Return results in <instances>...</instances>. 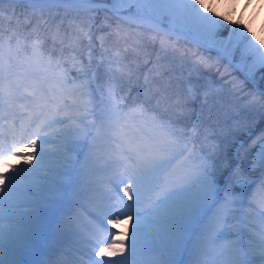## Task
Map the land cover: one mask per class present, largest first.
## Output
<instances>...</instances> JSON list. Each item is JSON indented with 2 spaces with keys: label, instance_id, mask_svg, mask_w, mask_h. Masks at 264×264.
Segmentation results:
<instances>
[{
  "label": "snow or ice",
  "instance_id": "6c2138e0",
  "mask_svg": "<svg viewBox=\"0 0 264 264\" xmlns=\"http://www.w3.org/2000/svg\"><path fill=\"white\" fill-rule=\"evenodd\" d=\"M4 2L5 0H0V5ZM8 2L16 3L18 0H8ZM28 2L34 9L30 15L17 16L14 10L10 13L6 39L3 31L0 30V103L6 102L10 94L14 61L21 49L30 47L33 56L43 55L44 40L40 36L42 30L50 33L48 39H51L53 48L59 41L60 45L67 42L68 47L75 50L77 45L83 44V38L89 41L90 48L92 46V23L87 20L72 22L65 28L61 21L53 28L44 18L42 6L62 3L90 11L94 9L89 6L96 4L97 0H28ZM119 2L126 3L128 0H119ZM136 3L137 16L141 20L152 22L165 16L169 19V31L158 33L161 36L162 53H166L168 48L165 37L179 31L192 36L198 44L206 48L222 49L228 54L239 48L247 76L253 80L258 72H264V40L257 41L255 33L239 21L235 22L240 24L239 28L233 26L228 29L227 44L218 39L220 30L225 25L207 14L212 13L213 9L206 6L204 0H136ZM36 8L41 9L39 16L36 15ZM3 13L4 9L0 7V15ZM214 15L220 16V13L215 12ZM222 19L233 23L227 14L223 15ZM98 39L101 41L100 48L104 50L105 37L100 36ZM29 40L32 41L31 44L28 43ZM124 53L123 57L117 54L107 65L104 83L109 89L108 103L99 117V125L92 126L95 132L88 126L66 129L68 136H75L78 140L88 142V152L84 157L85 165L97 155V150L102 149L106 153L104 177L90 178L86 181L84 191L74 193L77 197L86 195L89 198L96 209L94 219L105 232L109 233L103 240L97 239L92 243L88 264H124V261L134 255L139 247L145 245L150 246L155 252L151 264H185L179 257L188 251L189 244L192 245V249L187 264H264V231H261L258 239L245 249L238 243L228 241L216 227L220 215L217 205L220 204L221 194L224 193V206L234 205L237 196L231 191L229 182L241 185L248 183L242 178L243 173L239 169H234L225 179L222 168L216 162L217 146L204 155L195 153L189 147L188 139L201 127L202 113L201 117H197L192 123L188 132L178 131L173 126L191 117L192 104L199 96L204 97L202 104L207 103L208 98L216 91L213 82L200 83L197 68L189 73L185 81V90L177 98V119L171 124L161 125V134L140 135L126 131L125 129L131 126L122 124L125 115L119 101H122L123 97H119V101L113 104L118 96L115 90L118 88L116 74L120 70L122 61L128 59V50L125 49ZM51 55H55V52ZM88 57L89 66L87 68L81 66L77 74V79H81L82 88H91L92 81L89 77L94 78L91 51L88 52ZM104 60V51H102L100 62L95 66L97 68L102 66ZM198 63H204L203 59ZM123 66L128 68L127 64ZM122 76L123 73L121 78ZM96 83L100 87L101 95L105 96L104 85L100 84L99 80H96ZM233 88L236 92H243L242 87L238 85H233ZM79 96H89L94 99L95 89L79 91ZM64 98L63 92L55 95L51 90H47L36 100L37 107L41 108L40 115H45V109L48 112L46 122L40 126L36 139H31L29 143L20 147L13 146L7 152L3 151V140L0 139V168L5 169L0 171V185H2L0 187V264H17L15 256L25 241L24 231L18 223H14L16 218L11 212L7 215L9 225L5 230L2 223L6 218L4 209L18 207L20 200L27 197L30 191L32 196L43 200L44 193L48 190H56L57 185L55 173L45 176L44 184L37 185L29 181L28 177L37 171L36 167L21 169L17 164L10 163V157L22 158L27 165H33L34 160L37 165H43L45 153L43 149H40L39 154L37 153V139L41 143H47L48 138L44 129L74 120L75 117L68 114L69 110H79L82 106L75 102L62 103ZM88 103H91V100L83 105L85 109ZM50 105H54L55 109L53 110ZM242 107L246 111L264 112V92L244 94ZM180 143L183 147L176 151ZM257 155L260 165L264 167V137L261 138L260 151ZM253 166L255 167V162ZM223 167H228L226 160L223 162ZM121 192L127 199L120 196ZM257 197L260 198L259 203L264 205V179L259 181L253 193V199ZM111 201L117 203L112 204ZM213 209L217 211L213 213ZM209 213L212 215L210 216ZM130 221L133 222V226L129 236L127 230L120 232L119 227ZM108 225L111 228H108ZM113 229L116 231L113 232ZM125 240L128 241L127 244ZM221 240L224 242L221 243ZM125 252L128 253L127 256L123 255ZM117 256L121 258L104 259ZM206 256H213V259L208 260L204 258ZM97 257L99 259H96Z\"/></svg>",
  "mask_w": 264,
  "mask_h": 264
},
{
  "label": "rangeland",
  "instance_id": "374dc122",
  "mask_svg": "<svg viewBox=\"0 0 264 264\" xmlns=\"http://www.w3.org/2000/svg\"><path fill=\"white\" fill-rule=\"evenodd\" d=\"M19 2V0H18ZM101 2V0H97V3ZM22 3H25L30 9L34 10L32 5L27 1H23ZM103 3V2H101ZM204 3L206 6H210L213 9L212 13H207L208 15H212L214 19L220 20L221 24L225 25L224 28L220 30V34L218 38L226 37L229 35L228 29L232 28L233 26L239 28L240 24L247 25L248 28L252 30V32L256 35V40H264V22H259L256 18H252L249 16L245 8L239 9L236 0H204ZM8 0H5L3 5H0V7H4V12L8 13L6 7L9 6ZM43 7V16L45 19L48 20L49 25L54 26L57 24H60L61 21H63V26L67 28L70 23L76 22L79 23L81 21L87 20L89 23L93 24V31H92V46L85 47L84 41L85 38H83V44L77 45L75 47V50L68 47V44L56 45L54 49L60 50V48H63V53H71L74 57L78 60V69L81 68V66L87 68L88 65L85 61L89 59L88 52H92V60H94V67L92 68V73L94 74L93 77H89V79L92 81L91 88H82L81 87V79H77V74L73 76V83L80 87L81 91H91L92 89H95V93L97 94V105L94 108L90 105H87V109L83 107V105L88 101L87 98H83L81 101L80 109L82 110H76L72 109L69 110L68 114L73 115L75 117L72 121H66L64 125H62L59 129H61L63 137V143L66 145L65 151L68 148V144L70 143V136L67 135L66 129L69 127H80L84 128L85 126H88L92 129L93 132H95V128L92 127L93 125H99V117L102 114V111L105 110V105L108 103L107 100V93L109 91L108 85L104 83L106 80V68L110 60L113 58L110 56V54L117 53V51L113 50L114 45L122 44L123 48L125 47L128 51H131V53L134 55V57L127 59V61H122L120 65V70L117 71V78L121 77V73H124L123 65L128 64V68L126 70V73H130L129 78L134 76L135 78H139L141 76V67L139 64V61L143 58L146 60V62L152 60L155 62V67L152 68L147 73L146 83L149 85L150 79L152 77V74L154 76L152 78L156 79L158 81V86H162V81H160L161 76H164V73L167 69L173 71V73L177 76L175 80V85L170 89H176L170 90L169 96L172 97L174 100H170L171 103H173L177 98L180 96L181 92L185 90V81L189 75L190 72L195 71L197 68L200 71V66H208L211 69H214L215 77L212 76L208 78L205 76V80L213 82L215 86V93L210 96L207 100V103L202 104L204 97L200 103V109L198 110V115L202 118L204 117V114L206 113L207 117H210V115L214 112V108L218 106H225L226 101L225 99L229 100V103L237 107L239 104H244V94L246 93H253L258 94L264 92V72H258L255 76V79L252 81L257 85L262 84V88L258 87V89L261 92H257L254 86L251 89L246 83L252 85V82H248L246 78H249L246 73V68L244 61L242 59V52L237 48V50L232 51L231 54L226 53V56L229 58L230 62L236 64L239 68V72L241 73V76L237 73L233 72L231 69L228 68V66L223 63V59L218 51L214 49H206L202 47V45L198 44L195 39H193L192 36L183 34L179 31L173 32L172 34H176V37H172L173 40L169 39L168 37H165V39L168 41V48L166 53L161 52L160 47V39L161 36L158 35V33H164L165 30L169 31V19L165 16L160 18L158 21H156L158 24H161L163 28H159L156 25H153L149 22L144 24L143 26L137 25L132 19L126 17L123 14H129L137 16V9L138 5L136 3V0H128L126 3H120L119 0H111L110 8L107 11H104L102 13V8L98 10H90L86 11L83 8H79L72 5H65L62 3H50L47 5L42 6ZM104 7V6H103ZM19 6L12 5L11 10L15 11L18 10ZM93 9V8H91ZM95 9H97L95 7ZM35 11H40L41 9L36 8ZM28 12V13H27ZM219 12L220 16H215L214 13ZM11 13V12H10ZM9 13V14H10ZM27 14L30 13V11H26ZM121 14L120 15H117ZM9 14H7V22L9 19ZM100 15L104 16L103 19L99 22L96 21V16ZM115 14L117 16H115ZM229 15L231 21L233 23H229L228 21H225L222 19L223 15ZM47 17V18H46ZM236 21H239L240 24H235ZM99 22V24H98ZM99 29V32L97 31ZM9 32V31H8ZM24 35H27L24 33ZM42 40L44 42L48 41V35H40ZM104 36V50L100 48L101 41H98V37ZM180 36V37H177ZM108 38H112L108 40ZM34 39V35H33ZM155 40L158 41L157 47H155ZM191 40V41H190ZM194 41V42H193ZM31 40H29V44H31ZM119 43V44H118ZM48 44V43H44ZM43 44V47H45ZM84 46V48H83ZM53 47V45H52ZM202 48V49H201ZM106 50V51H105ZM135 50V51H134ZM104 51V64L100 66L98 69L95 66L96 64H99L101 59V52ZM124 51V49H123ZM69 53V54H70ZM26 57L28 58L25 63L17 68L14 66L13 68V76L11 78V89L10 94L7 96L6 102L0 103L1 109L5 110L8 115L11 114V107L8 106L9 103L14 102L17 100L14 104L18 102L20 106H22L24 103H32L34 101L33 106L37 107L36 100L40 97V94L42 93L41 87L44 81V78L48 76L51 71L54 63L51 61V59H47L45 67L43 68V73L39 75H26V70L29 69V72L31 68L36 67L39 62L42 60V56H33L31 52V48L29 47L28 50L25 53ZM142 57V58H141ZM96 58V60L94 59ZM203 59L204 63H198L199 60ZM225 60V59H224ZM109 61V62H108ZM224 62H227L225 60ZM227 64H231L228 63ZM93 66V65H92ZM70 67V66H69ZM115 67V66H114ZM66 68V67H65ZM67 69V68H66ZM130 69V71H129ZM186 69V71H185ZM64 69L60 68L55 73V79L50 78L46 82V89L44 90H51L52 94L59 95L61 92H65L59 84H56L57 82H62L64 79ZM124 73V74H126ZM124 76V75H123ZM122 76V77H123ZM181 79V82H180ZM251 79V78H250ZM96 80L100 81V84L104 85L105 89V96L101 95L100 87L96 83ZM128 80V75L126 78H124V81ZM57 81V82H56ZM131 84L135 87H138L139 84L136 82H131ZM233 85H238L242 87L243 92H236L233 88ZM184 88V89H183ZM150 91V95L145 97L146 100L151 98L155 95L156 90L153 91L152 89H148ZM172 92L175 94H172ZM169 93L167 91L164 96ZM67 98L65 103L72 104V100L74 99L75 95L72 91L67 92ZM65 95V96H66ZM64 96V97H65ZM84 97V96H82ZM95 100V98H94ZM153 100V99H152ZM103 101V102H102ZM64 103V101H62ZM116 101H113V104H115ZM32 106V107H33ZM216 106V107H215ZM50 107L54 110L55 106L50 105ZM128 108L123 109V114L125 115V120L122 121V124L130 125L131 127L128 128L126 131H132L136 132L140 135H159L161 134V125L169 124L162 120H150L147 117H141L139 115L138 109H136V105L134 104L133 108L128 106ZM169 108V106H168ZM240 109V108H239ZM35 112H33L31 115H29L26 119L28 124L31 126H36L38 124V129H40V126L45 123L46 117H47V109L44 110L45 115H40L41 108L38 107L34 109ZM86 111L88 113H86ZM254 111V110H253ZM165 114V112H162ZM39 117V118H38ZM254 117L259 120L260 122H264V112H255ZM169 119V118H168ZM203 120V119H202ZM202 120H201V127L197 130L198 134V140L197 143L194 145V150L199 155H204L206 152H209L214 146H217V151L223 157L221 158L218 165L222 168L223 177L227 174V170L230 169L231 165L233 164V142L234 136H227L226 139H222L219 135V137L210 135L208 136L206 133L204 134L202 130ZM178 131L182 132H188L189 129L187 128V123L182 124H175L173 125ZM37 128V127H36ZM133 128L135 129L133 131ZM257 130H262L263 126H257ZM252 132L248 133V135H251ZM247 135V136H248ZM263 135V134H262ZM207 136V139H206ZM230 138V139H229ZM231 138L233 140H231ZM183 139V138H181ZM90 140V138H89ZM224 140V141H223ZM245 138L240 140V144H245ZM261 143V142H260ZM260 143L257 144L256 147H251L248 150L249 160L251 162V166L254 168L253 164L255 162V167H261L259 163V157L258 153L260 151ZM188 145L190 148H192V141H190V138L188 139ZM46 147V146H45ZM183 147V144L180 143L176 147V151H179L180 148ZM236 150V149H235ZM68 151V150H67ZM88 152V142H83L81 146L77 147L72 153L70 158H66L64 160H61V157L59 160L57 159H49V156L44 159L43 165H37L36 161H33V165H27L22 161H20L22 158L17 160L16 163L19 168L21 169H27L31 168L33 166L36 167L37 171L34 173V179L36 181H39L41 177L43 176H49L52 172L56 173L57 175H61L62 177L69 178V181L74 183V186L76 185V182L78 179L73 178V176L69 173L72 168H77L79 170H84L85 174L82 176V181L86 183L87 180L90 178L88 175H86L88 170L87 165L84 164V157ZM237 152H235V156ZM106 156V153L103 155L97 154L95 156V160L92 159L94 162H96L95 167L93 170L98 171L102 163L105 161L103 158ZM232 156V157H231ZM15 158V157H12ZM74 159V163L70 164L68 163V159ZM38 159V158H37ZM240 160V158H238ZM227 161L228 167H223V162ZM248 162V161H247ZM106 166V165H105ZM102 167V166H101ZM1 169V168H0ZM249 169V168H248ZM51 170V172H49ZM75 170V169H74ZM250 170V169H249ZM89 171V170H88ZM95 171V172H96ZM101 172V170H99ZM74 173V171L72 170ZM90 172V171H89ZM91 173V172H90ZM94 173V172H93ZM30 179V178H28ZM68 180V179H67ZM81 181V189L84 191V184ZM248 183L239 185L241 186V191L234 193L237 196V202L234 205L231 206H224L223 196L224 193L221 194V201L220 204L217 205V208L220 209V215L218 218V222L216 224V227L220 230L223 237H225L228 241L238 243L240 247L248 249V246L250 243L254 242V240L258 239L259 233L261 231H264V205H261L259 203V197L256 199H253V193L256 190V187L260 181V179L255 180H247ZM61 181L57 179V185L56 190H48L44 193L43 200L38 199L37 206L40 207L42 204L46 203L45 200H52L54 202H58L56 200H60V203L62 201H67L70 198H72V206H75L73 202H76V204L82 205L84 211L76 206V211L71 213L70 217L67 219V222L69 224H74L75 229L74 232L70 233L69 236L64 234V238L62 239V243L66 246L63 251V255L60 256L59 262L60 264H74L76 262H81V259H83V262L88 264L89 255L92 253V243L99 239L103 240L105 236H107L109 233L105 232L99 223L93 218H91L88 214H92L95 216L96 209L95 205L93 203L86 204V198L87 196L82 197H71L73 196V189L69 187V184H61ZM21 183H25V181H21ZM74 188V187H73ZM72 192V193H71ZM29 196V195H28ZM126 199V198H125ZM29 200L28 197H24L20 200L19 203H23L25 201ZM83 203H81V201ZM38 207H35V209H31V211H35V213L32 212V214H28V211H23L24 209H20L22 213L21 219L17 220V223L22 227L24 231L25 241L23 246L20 249H26V253H28L31 260L28 261V263L36 262L41 263V255H43V245L45 241L49 238V235H47L48 230H52L55 228V226H50L47 224L49 222L55 223L56 218H58L57 211H50L47 213L42 212ZM53 207H55L53 205ZM58 209V207H56ZM64 211H69L68 206L62 207ZM89 213H87V212ZM217 209H213L212 212H216ZM211 216L212 213H209ZM93 216V217H94ZM16 223V222H14ZM133 222L130 221L126 225H121L119 227L120 232H125L127 230L129 236L131 235ZM108 227V226H107ZM40 228L38 237H29V232L31 229ZM109 228V227H108ZM221 228H225L221 230ZM115 232L116 230H112ZM50 234V233H49ZM68 237L67 241H65V238ZM221 243L224 241L221 240ZM128 241L125 240V244H127ZM5 244H7V241H5ZM191 249L192 245H188V251H185L182 255V257H179L184 260L185 264L189 261L191 258ZM124 256H127L128 253L125 252L123 254ZM85 256V257H84ZM155 257V252L152 250V248L148 245L139 247L137 252L129 257L128 260L124 261V264H151ZM121 257H105L104 259H115L119 260ZM208 260L213 259V256H206L204 257ZM20 255L19 251L17 252L15 256V260H19ZM96 259H99L98 257ZM67 260H69L67 262ZM19 264V263H18ZM21 264V263H20Z\"/></svg>",
  "mask_w": 264,
  "mask_h": 264
},
{
  "label": "trees",
  "instance_id": "16d2710c",
  "mask_svg": "<svg viewBox=\"0 0 264 264\" xmlns=\"http://www.w3.org/2000/svg\"><path fill=\"white\" fill-rule=\"evenodd\" d=\"M106 2H111V0H105ZM17 5L20 7V9H18V11L15 13L17 16H22V14H25L23 12L24 8H27L26 5L22 2H16V3H10L9 6L7 7V11L8 13L4 12L2 15H0V30L4 32H8L9 31V24L7 22V14H9L10 12H12L11 8L12 5ZM3 7V6H2ZM108 9H102V13L104 11H107ZM10 16V14H9ZM99 22L101 21V19L104 18L103 14L102 16L98 15L96 16ZM14 19V18H13ZM98 22V24H99ZM99 32V29L97 30ZM169 39L173 40L172 37L167 36ZM112 38H108V40H110ZM100 41V40H98ZM86 42L89 44V41L86 40ZM119 44V43H118ZM158 45V41L155 40V47H157ZM123 49L125 50L126 48H123L122 44L119 45H114L113 50L117 51V53H113L110 54V56H112L113 58L117 56V54H119V56L123 57V55L125 54ZM202 49V48H201ZM134 57V55L131 53V51H128V59ZM142 58V57H141ZM225 60L223 59V63H225L229 69H231L233 72L237 73L238 75L241 76V73L233 66V65H229L227 64V62H224ZM109 62V61H108ZM140 67H141V76L139 78H135L134 76H132L130 78L131 82H136L137 80H140V85H139V89H159L158 93H155V95L152 97L153 99V104L150 105V103L146 100L145 102H147L148 104V108H146L148 111H150V109L155 110L156 113L163 117L162 112H165V116L169 117V118H173L174 120L177 119V100H175L173 103L170 102V100H174L172 97L169 96L170 94V90H176V89H170L175 85V80H176V75L173 73V71L167 69L164 73V76H161V79L163 81L162 86H158V81H156V79L152 78L154 76V74H152V77L149 78L150 79V83L149 85L146 83V77H147V73L148 71H150L154 65H153V61L150 60L148 62H146V60H144L143 58L141 59V61H139ZM128 65V64H127ZM129 66V65H128ZM124 70L123 72L126 73L127 68H125L123 66ZM200 71H199V82L203 83L204 81H208L205 80V76H207L208 78L214 76L215 77V72L214 69L209 68L208 66H200ZM186 71V69H185ZM194 72V71H193ZM191 73V72H190ZM242 77V76H241ZM160 79V80H161ZM181 82V79H180ZM185 83V82H184ZM246 85H248L251 89L253 88L252 85L246 83ZM131 86H133L131 84ZM260 87L262 86V84L259 85ZM78 89H81L80 87H77ZM184 89V88H183ZM169 91V93H167L165 96L164 94ZM172 94H174L172 92ZM182 92L178 95H181ZM175 96V94H174ZM145 97V96H144ZM213 97V96H212ZM203 96H199L197 98V100L192 104V113H191V117L190 118H185L183 119V123L188 121L189 124H191V122L195 119V115L197 110L199 109V104L201 103ZM226 104L225 106H218L216 108H214V112L210 115V117L206 116V113L204 114V117L202 118V130L204 132V134L206 133L208 136L213 135L216 137H221L222 139H226L227 136H234V142H233V164L231 165V167L233 165H236L237 163H239L237 165V169H239V171L241 173H243V179H251L254 177H262L264 179V167L260 168H253L251 166V162L249 160V157L247 155L249 148L251 147H256L257 144H259L261 142V138L264 137V122H260L259 120H257L254 117L255 111L251 110V111H246L243 109L242 104H239L237 107L232 106L229 103L228 99H225ZM169 106V108H168ZM240 108V109H239ZM181 122V123H182ZM257 126H263V129L257 130ZM207 130V131H206ZM251 133V135H248V133ZM263 134V135H262ZM219 135V136H218ZM248 135V136H247ZM245 138V144L240 148L238 156H240L241 160L238 159L237 156H235L234 152L235 149L238 148L240 140ZM230 139V138H229ZM231 138V140H233ZM198 140V137H197ZM224 141V140H223ZM212 149V148H210ZM223 157V155H221L219 153V151H216V162L217 164L220 162L221 158ZM232 157V156H231ZM248 161V162H247ZM230 167V169H231ZM250 170H249V169ZM230 169L227 170V174L230 172ZM226 174V175H227ZM226 175L224 176V178L226 177ZM230 185V189L232 192H236L239 190V187L237 186L236 183H232L229 182Z\"/></svg>",
  "mask_w": 264,
  "mask_h": 264
},
{
  "label": "bare ground",
  "instance_id": "6f19581e",
  "mask_svg": "<svg viewBox=\"0 0 264 264\" xmlns=\"http://www.w3.org/2000/svg\"><path fill=\"white\" fill-rule=\"evenodd\" d=\"M236 3L239 7V9L241 10L242 8H245V10L247 11V13L249 14L250 17L252 18H256L259 22H264V0H236ZM161 25V24H160ZM176 35V34H175ZM220 40L225 41V43L227 44L228 42V36L226 37H221L218 38ZM255 42V41H254ZM229 48H231V45H229ZM222 50V49H221ZM223 51V50H222ZM224 52V51H223ZM226 53V52H224ZM62 125L61 124H54L51 128H46L44 129V132H46L47 134V138H48V142L47 143H41V141L39 139H37V153L39 154L40 149L44 150V157L46 158L49 156V159H57L59 160L61 157V160H64L66 158H70L71 153L79 146H81V144L84 142L83 140H78L75 136H71L70 138V143L68 144V148L65 151L66 145L63 143V137L64 135L62 134L61 129H59ZM7 127H9V124L7 125ZM24 126L20 127L19 129H14L13 132H21V130H23ZM125 130H128V128H126ZM135 129L133 128V131ZM2 132V131H1ZM38 133L37 129H33L31 130L28 134H26V136L21 137V139L18 140V143L16 144V147H20L23 146V144L25 143H29L31 141V139H36V134ZM44 134V133H41ZM46 146V147H45ZM9 150V149H8ZM104 150H97V154L101 153ZM67 156V157H66ZM66 157V158H65ZM37 158H39V155L37 156ZM20 158H12L10 157V163L11 162H16L17 160H19ZM74 159H68V163L69 161L71 163H73ZM95 160V159H94ZM22 161V159L20 160ZM16 164V163H13ZM0 171H5V169L1 168ZM54 172H52L49 176H51ZM56 174V173H55ZM35 174L33 173L31 176H29L28 179L29 181H33L35 182L37 185L39 184H44V177H41V179L39 181H36L34 179ZM57 179H59L61 182V184H69V187L71 189H73L74 187V183L69 181V178H65L62 177L61 175H57ZM104 177V171L103 172H97L96 174L92 175V178H102ZM68 179V180H67ZM77 187L79 189H81V187L79 186V182H76ZM0 187H2V185H0ZM29 188H32V184H29ZM29 196L27 201L23 202V203H19L18 207H13V208H5L4 212H5V219L3 220V225L5 230H7L9 222L7 219V215L9 212H11L12 214H14L15 216V221L17 223L18 219H21V215L20 213H22L20 211V209H24L23 211H28V214H32L33 211H31V209H35V207H38L36 203H38V198L32 196L31 191L28 193ZM120 195H122V192L120 193ZM46 203L42 204V206L38 207L42 212L47 213L50 211H57L58 214L61 216V218H65V215L63 213H61V211L57 210L56 207L52 206V200H45ZM37 212V210H35ZM35 211L33 213H35ZM22 228V227H21ZM40 228H36V229H31L29 232V237H38Z\"/></svg>",
  "mask_w": 264,
  "mask_h": 264
}]
</instances>
